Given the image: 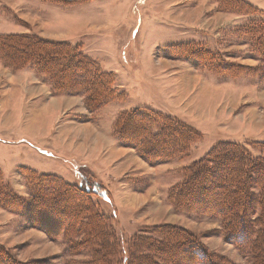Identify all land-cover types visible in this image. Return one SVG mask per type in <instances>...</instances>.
<instances>
[{
    "label": "rangeland",
    "instance_id": "obj_1",
    "mask_svg": "<svg viewBox=\"0 0 264 264\" xmlns=\"http://www.w3.org/2000/svg\"><path fill=\"white\" fill-rule=\"evenodd\" d=\"M252 1L264 6V0ZM218 6L214 0H0V35L32 33L77 45L113 73L124 97L90 110L68 78L39 73L33 64L12 68L0 53V171L22 197L18 202L31 198L26 167L92 188L93 203L120 242L112 247L108 238L87 239L82 232L50 238L9 209H20L17 200L1 199L0 244L16 262L128 264L132 236L169 224L198 237L213 264H259L248 252L255 242H232L215 217L185 214L167 200L181 168L219 141L237 142L255 156L264 152V82L255 76L259 61L251 39L239 29L247 17ZM200 48L213 50L241 75L203 67L194 59L202 56ZM52 77L67 79L61 91L71 92L53 94ZM136 107L195 129L199 137L190 154L149 164L118 140V116ZM114 252L125 257L118 260Z\"/></svg>",
    "mask_w": 264,
    "mask_h": 264
},
{
    "label": "trees",
    "instance_id": "obj_2",
    "mask_svg": "<svg viewBox=\"0 0 264 264\" xmlns=\"http://www.w3.org/2000/svg\"><path fill=\"white\" fill-rule=\"evenodd\" d=\"M214 1L222 10L247 17L239 27L240 33L251 39L250 46L256 50L259 61L254 70L255 76L264 82V15H253L256 11L264 13V10L247 0ZM200 49L202 56L194 59L201 61L203 67L208 66L211 70L217 67L219 73H229L232 77L241 75V71L225 65L213 50ZM0 53L6 57V65L12 68L33 64L38 72L68 78L72 86L84 92L85 103L90 110L123 97V93L114 88L113 73L104 70L97 61L69 41H50L32 33L1 34ZM48 80L53 94L71 92L61 91L67 79L55 82L52 77ZM114 134L149 164L186 157L199 137L195 129L150 107H136L122 112L114 124ZM25 169L26 174H23L28 177L26 185L31 198L23 205L18 202L22 197L12 191V186L0 171V200H17L20 205V209H9L19 211L24 220L43 230L50 238L61 233L68 238L75 237L82 232L87 239L104 238L105 241L108 238L107 242L112 247L119 245L108 217L100 214L93 203L92 188H86L87 192L77 183H69L55 174L28 167ZM180 173L182 179L167 190V200L185 214L215 217L224 235L232 242H255V247L249 248L248 252L254 262L262 264L264 152L255 156L237 142L219 141L204 155L183 166ZM75 174L83 178L78 169ZM122 247L121 250H124ZM127 247L129 253L126 257L122 253H114L118 260L125 257L128 264H213L211 254L200 239L175 225L154 226L136 234ZM94 250L102 251L100 247ZM111 253L105 255L109 257ZM0 264H19L1 244Z\"/></svg>",
    "mask_w": 264,
    "mask_h": 264
},
{
    "label": "crops",
    "instance_id": "obj_3",
    "mask_svg": "<svg viewBox=\"0 0 264 264\" xmlns=\"http://www.w3.org/2000/svg\"><path fill=\"white\" fill-rule=\"evenodd\" d=\"M247 1H249L250 3H252L253 5H256L257 7H259L260 9H263L264 10V6H262V5H260V4H257V3H255V2H253L252 0H247ZM194 78V77H193ZM191 81V80H190ZM192 89V88H191ZM197 92H198V94L197 95H199L200 93H202V90H201V88H199L198 90H197Z\"/></svg>",
    "mask_w": 264,
    "mask_h": 264
}]
</instances>
